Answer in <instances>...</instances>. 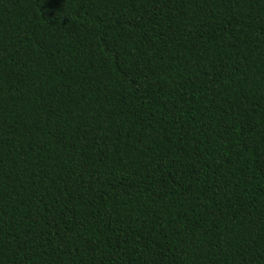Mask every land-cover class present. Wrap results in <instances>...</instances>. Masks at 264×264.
Returning <instances> with one entry per match:
<instances>
[{"label": "trees", "instance_id": "obj_1", "mask_svg": "<svg viewBox=\"0 0 264 264\" xmlns=\"http://www.w3.org/2000/svg\"><path fill=\"white\" fill-rule=\"evenodd\" d=\"M0 264H264V0H0Z\"/></svg>", "mask_w": 264, "mask_h": 264}]
</instances>
